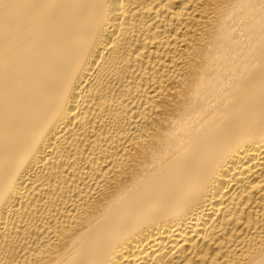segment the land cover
<instances>
[{"label": "bare ground", "instance_id": "1", "mask_svg": "<svg viewBox=\"0 0 264 264\" xmlns=\"http://www.w3.org/2000/svg\"><path fill=\"white\" fill-rule=\"evenodd\" d=\"M0 264H264V0H0Z\"/></svg>", "mask_w": 264, "mask_h": 264}]
</instances>
